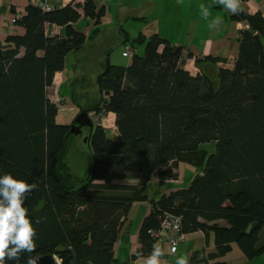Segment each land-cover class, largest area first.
<instances>
[{
  "label": "trees",
  "instance_id": "obj_1",
  "mask_svg": "<svg viewBox=\"0 0 264 264\" xmlns=\"http://www.w3.org/2000/svg\"><path fill=\"white\" fill-rule=\"evenodd\" d=\"M24 11L13 22L24 34L0 40V175L37 185L26 202L38 233L36 253L55 254L61 264H114L115 243L134 203L147 201L151 212L139 230L135 259L151 253L158 241L153 232L167 213L182 219L186 234H214L215 253L195 255L190 264H227L210 261L229 254L233 243L249 260L264 255L263 13H231V21L248 25L237 37L233 68L219 67L225 58L184 52L159 34L127 38L122 47H131V63H106L95 104L77 106L115 114L118 130L114 138L101 124L88 127L93 154L81 181L65 162L81 134L57 124L61 99L53 102L47 89L68 54L85 45L87 36L74 24L82 15L100 24L105 9L95 0H73L51 11L33 4ZM47 23L63 27V34L46 33ZM142 44L144 54H137ZM189 61L198 72L187 68ZM203 143L214 144V151ZM180 164L196 170L190 185L157 197L153 182L160 187L178 179Z\"/></svg>",
  "mask_w": 264,
  "mask_h": 264
},
{
  "label": "crops",
  "instance_id": "obj_2",
  "mask_svg": "<svg viewBox=\"0 0 264 264\" xmlns=\"http://www.w3.org/2000/svg\"><path fill=\"white\" fill-rule=\"evenodd\" d=\"M41 1L0 0V8H2V13H0V40L3 44L6 43L9 35L24 34L25 29L15 25L14 19L19 13H24L27 6L30 4L37 5ZM72 1L50 0V3L55 8H63ZM95 2L98 8L105 9L102 21L98 24L95 20H87L84 15L78 19V23L74 26L87 36L85 45L79 51L68 54L64 70L57 72L53 85L49 86V88L56 87V97L62 96L65 103L64 107L59 103L57 124L71 126V122L79 112L77 105L68 104L70 100L66 99L71 97L61 94L60 88L63 84L67 81H80L83 76L82 70L98 65L105 66L109 58V63L111 61L113 65L128 66L132 57L129 52H123L124 47H122L126 45L127 38L134 39L139 34L149 38L151 35L159 34L173 45L182 47L184 52L193 53L197 56L213 55L225 58L226 61H222L219 67L225 65V67L233 68L234 60L239 51L237 37L242 30L248 28L245 22L231 21V12L221 6L219 0H95ZM204 6H208L207 16H205ZM240 7L249 13L255 14L260 11L264 15V0H240ZM216 20L220 21L218 26H215ZM45 32L51 36L63 34V27L47 23ZM114 49L115 51L112 52ZM119 50L122 55L119 54ZM187 68L193 74L198 72L192 61L187 62ZM60 75L64 76L63 80H58ZM73 108L75 109L72 110ZM64 110L70 112L68 113L70 118L60 115V112ZM193 168L192 165L180 164L176 170L178 179H168V183L165 182L160 187L156 183L153 192L156 194L169 193L173 189L188 187L196 174V170ZM187 169L192 170L193 174L191 172V177L184 178ZM182 181L185 182L184 185ZM160 194H157V197ZM150 212L149 202L134 203L128 221L122 228L123 234L115 243L117 262L114 264H135L138 257L135 259L133 256L140 247L139 230L145 220L144 218ZM201 221L203 220L201 219ZM208 223L213 224L212 222ZM216 223L227 226L225 220H217ZM260 238L259 244L263 245L264 229L261 231ZM157 242L165 253L160 258L161 264H177L181 257L186 258L190 264L195 255L200 256L201 259L203 256L207 257L208 254L216 251L213 232L205 233L202 230L187 233L175 252H169L166 238H160ZM219 261L227 264H264V255L249 260L236 243H233L229 254L211 260L210 263ZM138 264H145V260L140 259Z\"/></svg>",
  "mask_w": 264,
  "mask_h": 264
},
{
  "label": "clouds",
  "instance_id": "obj_3",
  "mask_svg": "<svg viewBox=\"0 0 264 264\" xmlns=\"http://www.w3.org/2000/svg\"><path fill=\"white\" fill-rule=\"evenodd\" d=\"M219 4L233 15L241 11L240 0H219ZM204 7L207 16L208 6ZM219 23L220 21L216 20L215 26ZM36 188V184L16 179L11 173L0 175V264H7V261H16L19 264L25 253L29 254L26 264H39L41 260L40 255L36 253L38 233L26 207L29 194ZM36 223L40 221L37 220ZM149 231L151 233V230ZM164 254V250L156 242L152 245L151 253L147 257L139 256L135 264H138L140 259H144L145 264H161L160 258ZM87 264H93V260L89 259ZM177 264H188V261L181 257Z\"/></svg>",
  "mask_w": 264,
  "mask_h": 264
},
{
  "label": "rangeland",
  "instance_id": "obj_4",
  "mask_svg": "<svg viewBox=\"0 0 264 264\" xmlns=\"http://www.w3.org/2000/svg\"><path fill=\"white\" fill-rule=\"evenodd\" d=\"M46 1H48L50 3V0H46ZM21 14H23V13L21 12L20 15ZM17 17H18V15H17ZM143 48H144L143 44L141 46H138L136 53L141 54V55L144 54ZM115 49L112 52H114ZM119 54L122 55L120 50H119ZM109 60H110V58H109ZM110 64H111V61H110ZM111 65H113V64H111ZM103 71H104V65L94 66L92 68L82 70L83 76H82L80 81H77V82L67 81V82H65L63 84V86L60 88V92L62 95H65L66 97L73 98L72 100H71V98L66 99V100H70V103H68V104H72L73 106H74V104L77 106L81 105L84 107L94 105L95 102L97 101V99L99 98V91H97V87H96L97 77ZM93 76H95V77H93ZM63 79H64V76H61V75L58 78V80H63ZM55 92H57L56 87L48 88V90H47L49 98L53 102L57 103L59 101V99H58L59 97L58 98L56 97L57 93H55ZM60 99H61L60 102H58L57 104L60 103L61 106L64 107L65 103L62 101V96L60 97ZM74 109L75 108H73L72 110H74ZM79 112H80V110H79ZM68 113H70L68 110H64V111L60 112V115L66 116L67 118H70V115H68ZM89 115L92 117L94 125L101 124L102 126H104V128L108 132L109 136L114 137V138L118 137V130H117V127L115 126V122H114L116 117L114 114H112L110 112L109 113L108 112H106V113L105 112H102V113L90 112ZM87 133H88V131L85 130L81 134L80 138H78V137L76 138V140L73 142L72 146L69 147L68 153H67V156L65 159V162L67 163V165L69 167L70 173L72 175H75V177L81 181L85 180V177L87 175L86 173H87V170H88V167L90 164L89 161H90L91 156L93 154V150L91 148V145L87 141V137H86ZM202 148L206 149L209 153H212L215 149V145L212 143H203ZM193 170H195V169L193 168ZM191 172H192V170H188L186 172V176L184 178L189 177L190 175L192 176L193 172H192V174H191ZM153 183H155V185H156V182H153ZM183 183L185 184V182L182 181V184Z\"/></svg>",
  "mask_w": 264,
  "mask_h": 264
},
{
  "label": "built area",
  "instance_id": "obj_5",
  "mask_svg": "<svg viewBox=\"0 0 264 264\" xmlns=\"http://www.w3.org/2000/svg\"><path fill=\"white\" fill-rule=\"evenodd\" d=\"M37 5L44 11H51L54 7L46 0L38 2ZM131 53V47H127L125 53ZM182 219L172 213H167L163 216L161 226L158 231L153 232V236L158 240L160 238H166L169 245V252H175L185 237L186 233L181 230Z\"/></svg>",
  "mask_w": 264,
  "mask_h": 264
},
{
  "label": "water",
  "instance_id": "obj_6",
  "mask_svg": "<svg viewBox=\"0 0 264 264\" xmlns=\"http://www.w3.org/2000/svg\"><path fill=\"white\" fill-rule=\"evenodd\" d=\"M106 63H109V60H107ZM93 125L94 122L92 120V117L89 115L88 111L82 110L76 114V117L71 123L70 133H74L75 135L81 134L83 127H89L91 129H94ZM40 257L41 260L39 261V264H61L60 258H58L55 254L47 253L41 255Z\"/></svg>",
  "mask_w": 264,
  "mask_h": 264
},
{
  "label": "flooded vegetation",
  "instance_id": "obj_7",
  "mask_svg": "<svg viewBox=\"0 0 264 264\" xmlns=\"http://www.w3.org/2000/svg\"><path fill=\"white\" fill-rule=\"evenodd\" d=\"M107 62V61H106ZM85 130H88V127H83V129H82V132H81V134L83 133V131H85ZM85 135V134H84ZM84 137V136H83ZM87 137V136H86ZM86 139V138H85ZM88 140V139H87Z\"/></svg>",
  "mask_w": 264,
  "mask_h": 264
}]
</instances>
